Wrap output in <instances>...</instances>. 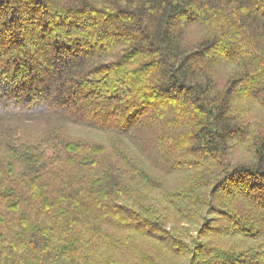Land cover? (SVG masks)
Masks as SVG:
<instances>
[{"label": "trees", "instance_id": "16d2710c", "mask_svg": "<svg viewBox=\"0 0 264 264\" xmlns=\"http://www.w3.org/2000/svg\"><path fill=\"white\" fill-rule=\"evenodd\" d=\"M252 105L264 0H0V264H264Z\"/></svg>", "mask_w": 264, "mask_h": 264}, {"label": "rangeland", "instance_id": "374dc122", "mask_svg": "<svg viewBox=\"0 0 264 264\" xmlns=\"http://www.w3.org/2000/svg\"><path fill=\"white\" fill-rule=\"evenodd\" d=\"M192 32H193L192 38H195L199 31L194 29ZM250 114L252 116L251 117L252 119H256V120L258 119L264 125V110L263 109H260L259 107H255L254 105H252L250 109ZM35 126H37V124H35Z\"/></svg>", "mask_w": 264, "mask_h": 264}]
</instances>
